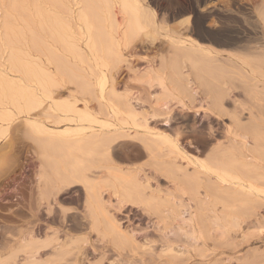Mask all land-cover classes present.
<instances>
[{
  "label": "bare ground",
  "instance_id": "bare-ground-1",
  "mask_svg": "<svg viewBox=\"0 0 264 264\" xmlns=\"http://www.w3.org/2000/svg\"><path fill=\"white\" fill-rule=\"evenodd\" d=\"M86 1V9L79 8L76 13L72 10L67 16L46 9V32L49 31L52 42L46 45L47 53L43 57L50 64L53 60L56 69L50 70L49 63L45 66L41 60L35 68L24 67L23 71L21 67V70L25 74L47 76L55 82L49 81V85L57 83V70H68L81 74L88 86L100 91L110 77L113 122L75 108V99L65 108L60 105L63 102L57 103L64 108L57 117L71 124L67 122L68 127H60L57 133L42 122L28 119L29 128L47 134L37 140L42 148L61 143L66 154L60 150L63 153L60 156L37 159L33 181L27 177L34 185L29 183L27 194L24 191L22 195L32 206L29 218L17 227H6L18 230L20 235L16 239L12 235L15 242L8 236L11 243L0 251V264H154L150 256L159 249L157 245L154 247L158 243L157 253L171 254L172 260L184 249H178L176 238L168 239L167 235H178L184 246L187 240L198 237V224L192 207L181 194L175 196V192L162 189L161 176L176 185L185 179L187 182L183 184H198L203 188L205 202L211 192H216L223 201L238 203L264 199V189L256 183L264 178V162L259 158L264 149V0L251 8L238 0H103L97 9L99 16L93 10L94 5ZM62 6L60 10L65 9ZM92 14L98 16L97 20ZM175 19L178 20L171 22ZM42 42L45 44L41 39ZM150 48L154 49L152 57L158 59V66L153 59L138 56L140 51L148 52ZM132 58L145 59L147 67L135 68ZM122 69L132 75L123 82V92L118 93L117 76ZM0 79L3 80L2 76ZM129 82L144 88L132 91ZM154 86L160 87V94L150 92ZM173 99L186 112L209 113L220 122L227 119L229 123L221 131L224 140H216V133L220 132L207 119L197 122L193 117L188 130L172 125L176 117L169 103ZM143 103L147 105L140 109ZM243 113L248 115L246 121ZM95 123L99 128H95ZM110 127L113 134L102 136L103 128ZM112 143L113 149L122 146L128 152L133 151L125 156L129 166H121L122 161L114 151L112 158ZM5 146L0 155L1 168L8 165L11 157L16 158L12 141L8 142V149ZM70 150L79 152V156L73 152L70 156ZM96 151H101L98 159L92 156ZM195 153H206L208 160L198 158ZM92 160L103 162L110 169L92 171L89 167ZM188 166L191 175H186ZM60 168L63 171H55ZM73 186L80 188L69 192ZM169 198L173 202L169 216L160 215L152 224L149 220L145 227L124 224L129 221L127 207L139 209L141 216L150 219L159 212L158 203ZM76 203L79 204L75 207ZM44 215L48 218L43 219ZM113 253L117 255L114 262Z\"/></svg>",
  "mask_w": 264,
  "mask_h": 264
},
{
  "label": "rangeland",
  "instance_id": "rangeland-1",
  "mask_svg": "<svg viewBox=\"0 0 264 264\" xmlns=\"http://www.w3.org/2000/svg\"><path fill=\"white\" fill-rule=\"evenodd\" d=\"M50 1H51V4L49 3ZM58 1L56 0L55 1L54 0H49V1L47 0H0V76H2V79H3V75L4 77L6 76L8 79H10V80L7 79L8 81H5L6 80V77H5V79H3L4 82L3 80L0 79V83H1L0 84V112H1L0 117L4 115L3 118H0V125L2 124L0 128L1 129L0 131L1 133L0 134V155L2 154V152L5 151V150L1 151L2 149H4V147L2 148V146L6 145L8 147V142H11V141L13 144L12 151L14 154H16L15 159L14 157L10 158L12 162L10 160L7 166L2 167V168L0 167V187H7V185L11 183V179L13 178L21 179L22 176H24L23 179L25 180L27 177L33 180V176H34L33 172L36 169H38V163H39L37 160L38 158L44 157L46 155L47 156H54V155L60 156L61 154H63L62 151L64 152V154H66L65 153L66 150L63 148V144L61 145V143L57 144L56 146H50L47 144L48 146L46 145L44 148H42L37 143V140H40L42 138L44 139L45 135L47 134L44 132H41V131L38 132L37 130L29 128V126L27 125L28 119L42 122V124L44 123L45 126L49 128L52 127L51 129H49L50 131L57 133L58 131H60L61 128H64V127L66 128V126L68 127V125H71L70 122L68 121L63 122L61 118H59L60 117L59 115L62 114V109H64L68 105V102L69 101L71 102L72 99L73 100L75 99L73 101L74 102L73 105L75 108H78L80 110L82 108L86 109L89 112H92L100 120H103V119L107 120L108 118V121L110 120V122H113V115L110 114L111 110L113 109V90L110 88L111 87L110 84L113 79H110V77L107 78V82L104 86V89L100 91L94 86H92V88H91V85L88 86L85 77H82L81 74L75 75L74 73L68 70H66L65 72H60L57 70L55 81L57 80L58 81L55 85H51L53 82H51L45 75L40 74V75L35 76L32 73L25 74V72H22V70L24 71V69L27 67L35 68L36 65L39 63L41 64L42 61H43L42 63L45 66H46V63L47 64L49 63V65L47 66L50 68V70L56 69L55 68L56 64L55 62H52L53 60L51 61V64H50V62H47L48 60L46 61L45 57H43V54L47 53L46 51L47 46L50 44V42H52L51 37L49 36V34H47L49 33V31L46 32V29H48L47 28L48 25H46L47 21H45L47 19L44 16L48 13L46 9L49 12L51 11L53 12L55 10L57 14L61 13V16H67V14L72 10H74V13H76L79 8L86 9V6H85L86 0H83V2L82 1L80 2V0H60L59 2ZM102 1L103 0L101 1L100 0H88L86 2H91L94 5L93 10L99 16L98 10L100 6H102L104 3ZM238 1L240 3H244L246 7L251 8L259 4L262 0H238ZM60 2H62L63 4ZM74 3L75 5H73ZM38 5L40 7H38ZM60 6L65 7V9L61 8L62 10H60L59 9ZM36 10L40 12L36 14ZM93 10H91L90 12L94 13ZM92 16L94 17L95 15L92 14ZM36 18H37V21H36ZM40 18H42V21ZM94 18L95 20H97L96 17ZM177 20L178 19L171 20V22H174V21L176 22ZM37 24L38 25L40 24V26H38ZM39 32L41 35L43 34L42 35L43 37L39 36L40 35ZM45 36L46 38H44ZM36 39H38V41L40 42H38ZM41 39L45 42V44L43 42L41 44ZM38 47L42 49L43 52L40 50V52H42V55L40 54V52H38ZM153 52H154V49L150 48L148 52L140 51L138 53V56L139 58H145V59L151 58L153 59L152 62L155 64V66H158L157 63H159V61L157 58L154 60V58L152 57L154 55ZM15 58L18 64L15 63ZM145 59H139V60L135 59L134 60V58H132V64L134 65L135 68L145 69L148 64L146 63ZM32 61L36 64H33ZM14 67H15V71H14ZM21 67H22V70H21ZM131 75L132 74L128 73L125 69L121 70L120 74L117 76V80L119 81V84L116 87V90H117L116 92L118 93L123 92L122 84L128 77H131ZM40 77L43 80L40 79ZM12 80H13V83H12ZM35 80L37 82L40 81L38 83L40 84L42 83L44 86L42 85L41 87V85H37L38 83ZM15 81H17L18 83L16 82V84H14ZM49 81L51 83L50 84L51 87L49 85ZM83 82L85 83L83 84ZM3 83H4V86H3ZM9 83H12V84L10 85ZM5 84L6 86L8 85V87H6ZM129 84H130L132 91L139 92V91H142L144 88L142 85L138 83L134 84V82H129ZM12 85L14 86V88L12 87ZM42 89H43V92L41 91ZM17 91H18V94H17ZM49 91L50 93H48ZM150 92L152 94L158 95L160 94V87L154 86V88L150 89ZM28 94L29 95L31 94V95L29 96ZM68 94L69 96L70 95L72 96V98L70 97L71 100L69 99ZM20 95L22 97H19ZM34 97L36 98V100H32V99H35ZM24 98L27 101H24ZM62 100H65L66 103ZM60 101L63 103L60 104ZM86 101L87 103L85 104ZM170 101L171 102L169 103V105L171 106L173 113L176 117L175 121L172 122V125L174 126L181 125L182 127L184 126L185 129L188 130L192 123L193 117L195 118L197 122L202 119H207L209 120V122H211V125H213V127L216 128L218 132H220V133H216L217 134L216 140L217 141L224 140V136L221 133V131L223 129V125L224 124L227 125L229 123L227 119H224L222 122H220L212 114L203 113L200 111H197L199 113L198 115H195V113L193 112H186L184 110H181L179 107V104L176 103V100L173 99ZM53 102H54V105H53ZM57 103H59L61 107H64V108H61L60 105ZM62 105H65V106H62ZM146 105L147 103H143L142 106L139 107V105L137 104V107L141 109L142 107H145ZM58 106L61 109V111H57L60 109L55 108ZM51 107L55 109H51ZM47 108H49L48 111H47ZM43 112L46 114H44ZM38 114H41V115H38ZM8 116H11V118ZM54 116L56 117V120ZM247 117L248 115L243 113L244 121L247 120ZM58 118L60 121H58ZM67 122H68V125H67ZM94 126L95 128L97 127L99 128L98 124L96 123L94 124ZM158 127L162 129L167 128L166 126H162V125H159ZM112 128L113 127H110L109 130L108 129L106 130L103 128L104 133H102V136H110V132L112 131L111 130ZM104 130L107 132H105ZM112 134L113 133L111 132V135ZM182 144H184V142H182ZM124 145L126 144L124 143ZM6 146L5 148H7ZM47 147L49 148L47 149ZM55 147H57V149ZM51 150L53 152L52 154H51ZM110 151L112 154V158H113V151H114V153L118 156L119 160L122 161L120 162L121 166L122 165L124 167L129 166V163L125 160V156L127 157L128 154L133 153V151L128 152L125 148H122V146L118 148L115 147L113 149V143L111 144ZM72 152H73V155H76L75 153H77L76 156H79V152L75 151L74 153V151L72 150H70L69 152L70 156L72 155ZM100 152L101 151L99 152L96 151L92 156L95 159H98V157L99 158L101 157ZM191 152H194V151L191 150ZM262 152L260 153L261 156L259 155L260 156L259 158L260 160L262 159V161L264 162V149L262 150ZM196 155L200 159L208 160V156H206V153L204 155L203 154H200V155L196 154ZM80 157L84 159L81 155ZM142 158L145 161L147 160L148 157L143 156ZM91 159L92 157L89 158V160ZM96 161H93V160L91 161V163L89 164L90 165L89 167H91L90 170L93 169L92 171H107L110 169L105 166L106 165L105 163L101 162L102 163L101 164V163H98V160ZM211 161L218 162L215 159ZM0 163H1V159H0ZM87 163H89V161ZM216 168L220 170L222 169L221 166H216ZM48 169L49 171L54 172V169L52 170H50V168ZM57 170L59 172L63 171V169L61 168L56 169L55 171ZM187 171L189 172H186V175H191L190 172H192V169L190 167L188 168ZM257 172H259V170H257ZM193 175H194V172L192 173V177L195 176ZM92 176H94V174H92ZM180 176L181 175H179L178 177ZM160 178H162L160 180V185L162 189L175 192V194L172 192L175 196L181 194L184 199V202L189 204L192 207L191 211H192L194 220L198 224V237L196 239H189V241L187 240L185 245L183 246L182 242L180 243L179 241L180 238L178 235L175 234V236L173 237V235L168 234L167 238L168 239L176 238V240L178 241L176 243L177 245L176 247L178 249H182V251L184 249V252H178V254L175 255L176 258L174 257L171 260V254H168V255L161 254L160 255V252L159 254L157 253L160 250V246L158 243V244H155L154 246L156 247L157 245L158 247L156 249L159 248L157 251H154L156 256L155 254L154 256H150L151 262H153L154 264H169V263L170 264H203V262L204 264H264V199L256 198L252 202H247V203L239 202L238 203V202H232L228 200L223 201L224 198L221 199V197L215 194L216 192L215 193L211 192L210 197L208 198V202H205L203 201V198H204L203 188L199 186L198 184L196 185H193V184L190 185L189 183L183 184L186 181L185 179L184 182L182 181V183H179V181L177 180L178 184L176 185L173 181H171V179L163 178L162 176ZM256 183L259 187L261 186L263 187L262 189H264V178L263 180L262 179L257 180ZM78 188L80 187L79 186L70 187L69 192L74 191ZM111 189L112 187L110 186L109 190ZM219 194H221L220 196H222L223 194L225 195V193H219ZM172 204L173 202L171 201L170 198L168 201L162 200L157 205L159 212L153 213L152 214L153 216L151 215L150 219L147 216H141L139 209L129 206L126 209V212L129 214L128 215L129 221L125 222L124 224L125 225L128 224L129 226H133V227H141V226L145 227L146 226L145 223L148 222L149 220H150V223L152 224L154 221H156V219L160 215L169 216L170 212H173ZM167 211L169 214H167ZM121 217L124 218V216H121ZM139 217H141L142 219H139ZM184 227L186 229L188 228L187 225H184ZM182 240L185 241V236H182ZM116 258H117V255L113 253V262L115 261L114 259Z\"/></svg>",
  "mask_w": 264,
  "mask_h": 264
},
{
  "label": "flooded vegetation",
  "instance_id": "flooded-vegetation-1",
  "mask_svg": "<svg viewBox=\"0 0 264 264\" xmlns=\"http://www.w3.org/2000/svg\"><path fill=\"white\" fill-rule=\"evenodd\" d=\"M22 177L21 179H14V178L11 179V183H9L7 187H0V251L1 252L5 249V244L10 245L11 242L9 243V241L10 240L12 241L14 238L16 239L17 238L16 235L17 236L18 234L20 235V232L18 230L16 229L8 230L6 229V227L19 226L23 219L29 218L30 210L32 209V206H29L27 202L28 200L27 197L23 198L22 195L24 191H25L24 195H26L28 192V187L30 188V185H34V183L32 182L33 181L32 179H30L32 181L27 182L28 178L26 180L24 179L23 181ZM23 183L24 185L22 186ZM29 183L31 184L29 185ZM25 184H27V186H25ZM22 189L23 191H21ZM78 204L79 203H76L74 204V206L76 207V205ZM47 218L48 217L44 215L43 219H47ZM12 235L15 237L13 238ZM8 236L10 237V240ZM15 239L13 240L14 242Z\"/></svg>",
  "mask_w": 264,
  "mask_h": 264
}]
</instances>
